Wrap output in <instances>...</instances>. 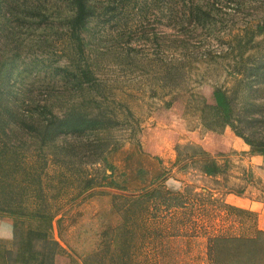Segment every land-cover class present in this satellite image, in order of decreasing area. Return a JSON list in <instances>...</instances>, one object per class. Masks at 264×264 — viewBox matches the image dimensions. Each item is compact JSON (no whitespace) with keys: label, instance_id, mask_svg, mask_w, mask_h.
<instances>
[{"label":"rangeland","instance_id":"rangeland-1","mask_svg":"<svg viewBox=\"0 0 264 264\" xmlns=\"http://www.w3.org/2000/svg\"><path fill=\"white\" fill-rule=\"evenodd\" d=\"M87 1L78 41L72 0H0L7 188L57 213L52 240L0 212V264H215L216 236L264 262V160L237 134L264 137V0Z\"/></svg>","mask_w":264,"mask_h":264},{"label":"trees","instance_id":"trees-1","mask_svg":"<svg viewBox=\"0 0 264 264\" xmlns=\"http://www.w3.org/2000/svg\"><path fill=\"white\" fill-rule=\"evenodd\" d=\"M75 8L76 14L73 18L70 29L74 33V37L80 41V30H82L89 18L92 14V7L88 3L87 0H72ZM218 101L221 107L224 110L225 116L227 117V122L230 124V111H231V98L230 96L223 90L217 89L215 91ZM59 123L62 125L64 123L63 119L58 118ZM52 124V122H51ZM52 126V125H51ZM241 136L245 142L253 148L255 153L264 156V137H254L249 138L244 136L242 133H237ZM10 139L9 134L5 130H0V212L8 213L12 217H14L15 221H30L35 222L37 224V228L35 230H31L37 238L47 237L49 239L55 240L52 234L53 230V220L57 213L53 211L47 210L46 208H36V209H26L21 207L25 199L21 192H17L15 190H11L7 188V175L6 169L7 167L15 161L16 157L19 156V149L17 150H9L8 141ZM16 152V153H15ZM18 154V155H17ZM204 172L207 175H217L221 172V165L217 162L206 163L203 167ZM16 176L14 180L18 183V187L21 186L22 182L16 181ZM31 186L35 188V191H39V187H41L40 179H33L30 182ZM92 181H87V186H90ZM9 190L8 192L6 190ZM32 197L36 199H42L43 195L41 193L36 194L32 193ZM131 201L129 204L130 207L136 205L135 197H131ZM44 201V200H43ZM258 233L264 235V230H258ZM256 241L255 237L252 238H242V237H233V236H216L211 240L210 245V259L215 264H264L263 261L257 263H249L248 260H236L235 250L241 242H254ZM61 247V246H60ZM255 254H252L251 257H254ZM248 262V263H247Z\"/></svg>","mask_w":264,"mask_h":264},{"label":"crops","instance_id":"crops-1","mask_svg":"<svg viewBox=\"0 0 264 264\" xmlns=\"http://www.w3.org/2000/svg\"><path fill=\"white\" fill-rule=\"evenodd\" d=\"M256 156L259 157L261 160H264L263 155L259 154ZM258 216H259V218H258V229L264 230V207L262 208V210L260 211Z\"/></svg>","mask_w":264,"mask_h":264}]
</instances>
